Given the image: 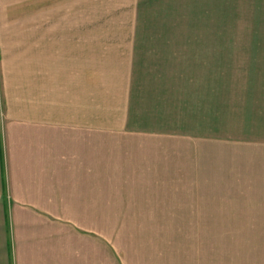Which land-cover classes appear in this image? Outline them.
<instances>
[{
    "label": "crops",
    "instance_id": "1",
    "mask_svg": "<svg viewBox=\"0 0 264 264\" xmlns=\"http://www.w3.org/2000/svg\"><path fill=\"white\" fill-rule=\"evenodd\" d=\"M243 1L262 29L202 32V0H0V264H171L151 232L255 229L224 209L264 162Z\"/></svg>",
    "mask_w": 264,
    "mask_h": 264
},
{
    "label": "rangeland",
    "instance_id": "2",
    "mask_svg": "<svg viewBox=\"0 0 264 264\" xmlns=\"http://www.w3.org/2000/svg\"><path fill=\"white\" fill-rule=\"evenodd\" d=\"M239 1L232 15L226 13L224 0L219 7L216 0H202V32L262 29L254 12L248 14L245 1ZM255 171L253 198L234 200L224 208L231 213L225 216L230 222L255 229L168 232V242L162 240L167 232H151L153 237L145 241L162 247L160 254H168L171 264H264V162H256Z\"/></svg>",
    "mask_w": 264,
    "mask_h": 264
}]
</instances>
